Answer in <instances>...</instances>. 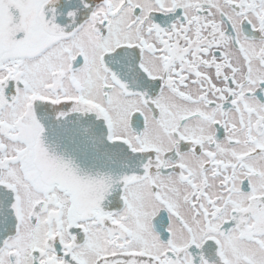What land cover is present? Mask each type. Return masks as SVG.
<instances>
[{"label": "snow or ice", "instance_id": "snow-or-ice-1", "mask_svg": "<svg viewBox=\"0 0 264 264\" xmlns=\"http://www.w3.org/2000/svg\"><path fill=\"white\" fill-rule=\"evenodd\" d=\"M0 264H264V0H0Z\"/></svg>", "mask_w": 264, "mask_h": 264}]
</instances>
